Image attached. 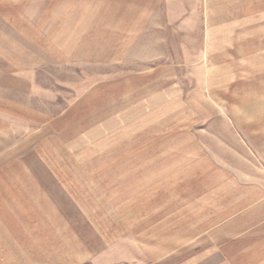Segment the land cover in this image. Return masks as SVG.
Wrapping results in <instances>:
<instances>
[{
    "label": "crops",
    "instance_id": "crops-1",
    "mask_svg": "<svg viewBox=\"0 0 264 264\" xmlns=\"http://www.w3.org/2000/svg\"><path fill=\"white\" fill-rule=\"evenodd\" d=\"M74 1L0 3V254L82 264L97 232L113 237L112 254L105 242L95 253L105 264H264V0H203L193 101L158 65L101 80L49 116L27 103L44 63L36 50L58 63H150L163 56L135 52L145 32L164 6L169 24L187 12L181 0ZM27 124H38L29 135ZM74 155L98 188L63 183ZM102 155L112 167L90 166ZM109 215L121 226L101 236Z\"/></svg>",
    "mask_w": 264,
    "mask_h": 264
},
{
    "label": "rangeland",
    "instance_id": "rangeland-1",
    "mask_svg": "<svg viewBox=\"0 0 264 264\" xmlns=\"http://www.w3.org/2000/svg\"><path fill=\"white\" fill-rule=\"evenodd\" d=\"M2 0H0L1 3ZM92 0H89L91 3ZM17 2L23 6H40L43 3H51L50 5H59V6H70L71 0H17ZM75 5H81V0H75ZM88 2V0H87ZM186 5V14H174V22L169 24V17L167 14V8H163V11L159 13L153 25L149 27L147 32L143 35V39L139 42L138 47L134 50L138 54H144L145 56H163L160 60L151 61L150 63L141 64V63H130L129 61L121 62V64L112 67H103L97 64H85L80 61H69L67 63H58L55 60L49 58L44 53L35 51L36 56H41L44 60V63L35 68L36 73V86L33 96L31 98L27 97V103L30 106L39 108L43 113L51 116L59 114L64 108L70 105L72 101L81 96L85 91L92 88L101 80L114 77L117 75H124L130 73L131 71H140L143 69H150L151 67H156L158 65H165L172 67V70H175L180 77L181 86L185 88L186 100L193 101L194 90L199 88L202 80L198 79L197 76L199 73V64L192 62L193 57L198 56L201 49L202 40H203V31H204V6L203 0H181ZM125 2L121 5L124 6ZM113 6V5H110ZM177 11V7L174 8ZM123 19L121 22L122 30L125 31L129 27V19L131 16L122 15ZM183 24L184 28L182 31L178 29V24ZM1 24V22H0ZM158 26V29H155V26ZM153 36L157 40L164 39V46H151L147 43L152 42ZM158 41H156L157 43ZM167 42V46H165ZM181 43H186L188 46H181ZM41 49V48H36ZM33 51V50H32ZM34 52V51H33ZM43 52V51H42ZM135 53V54H136ZM190 53V55H189ZM39 54V55H38ZM133 57H136V55ZM163 59V60H161ZM174 71V72H175ZM38 124L34 126L28 125L25 128L27 135L32 133L31 131L35 130ZM22 130V128H20ZM153 133V132H151ZM154 133H165L164 127H155ZM93 150L97 149L96 144H92L91 148ZM97 157L90 160V166H113V158H102ZM82 161L81 158L76 157L65 159V162L72 167L74 173L61 175L63 183L70 185L80 186L82 183H89L90 189L98 188V178L101 176L98 175H85L79 173L78 166ZM74 193V192H73ZM64 201L62 205L65 208ZM107 210L105 214H113L112 207L106 206L104 208ZM146 207L137 208L139 214L145 213ZM115 211V210H114ZM111 218L110 222L101 223L102 235H112L116 230L121 226L120 224L114 223L113 215L108 216ZM11 227H14V223H10ZM99 223L95 224V226ZM128 225V224H126ZM122 224L123 231L129 229L128 226ZM105 232V233H104ZM88 238V244L91 247L90 259L83 262L82 264H105V261H101L100 257H97L95 253L97 252L98 246L102 245V242L106 243L107 251L110 250L112 254L113 249V237H99L97 232H90ZM93 246L95 247L93 249ZM139 250V248H138ZM140 251V250H139ZM123 254L125 257H129L134 250L127 246L123 249ZM191 252H186L184 255L188 256ZM0 254V264H36L38 260V255L33 256L25 255L20 256L16 253L9 254ZM183 255V254H182ZM112 256V255H110ZM109 256V257H110ZM124 256V255H123ZM138 256V255H137ZM141 259V256H138ZM190 257V256H189ZM98 258V259H97ZM36 260V261H35ZM142 260V261H141ZM138 262L128 263V264H149V262H143L141 259ZM177 258L175 257V262ZM127 264V263H121ZM151 264V263H150Z\"/></svg>",
    "mask_w": 264,
    "mask_h": 264
}]
</instances>
